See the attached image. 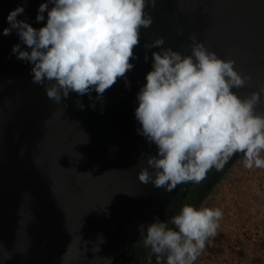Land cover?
I'll return each mask as SVG.
<instances>
[{"label": "water", "instance_id": "water-1", "mask_svg": "<svg viewBox=\"0 0 264 264\" xmlns=\"http://www.w3.org/2000/svg\"><path fill=\"white\" fill-rule=\"evenodd\" d=\"M45 2L0 0V264H116L140 225L164 218L181 185L166 192L137 177L157 154L135 118L152 52L160 51L144 45L162 37L164 48L190 55L195 35L251 76L233 89L244 97L264 86V0H157L145 9L153 23L141 28L126 77L100 99L70 93L59 105L32 82L31 63L12 52L15 44L30 51L16 30L3 35L18 6L25 9L18 20L43 27L47 12L44 21L36 16Z\"/></svg>", "mask_w": 264, "mask_h": 264}, {"label": "clouds", "instance_id": "clouds-1", "mask_svg": "<svg viewBox=\"0 0 264 264\" xmlns=\"http://www.w3.org/2000/svg\"><path fill=\"white\" fill-rule=\"evenodd\" d=\"M156 3L47 0L39 5L38 22L47 12L46 24L39 29L17 19L25 11L18 6L9 12L10 27L3 29V35L16 30L30 51L15 44L12 52L31 63L32 82L43 86L55 104L70 93L91 98L95 91L100 99L133 69L130 61L136 58L141 28L153 23L145 9ZM189 40L190 55L164 48L162 37L144 45L160 51L152 52V69L137 94L135 118L141 125L139 134L156 145L157 154L147 158V167H141L137 177L140 183L166 192L180 184L201 183L209 171L223 170L236 154L242 155L245 168L264 169V111H257L264 105V86L241 97L233 89L244 88L251 76L238 71L235 60L210 51L195 35ZM76 103L84 108L81 101ZM222 217L220 208L185 204L172 217L174 227L157 220L146 228L140 225L139 231H146L144 246L157 256V264L161 258L165 264H195L206 242L216 237Z\"/></svg>", "mask_w": 264, "mask_h": 264}, {"label": "built area", "instance_id": "built-area-1", "mask_svg": "<svg viewBox=\"0 0 264 264\" xmlns=\"http://www.w3.org/2000/svg\"><path fill=\"white\" fill-rule=\"evenodd\" d=\"M247 178L250 180L255 178V180H257L259 190L254 193L255 195H252L247 201L242 200L246 183L238 180L233 183L232 197L234 198L235 196H238L239 206L243 207L241 211L238 209L239 206H236L237 201L234 199L233 207L229 206L228 208H224L223 200L227 198V192L225 190H221L219 193H217L215 196L216 198H214L212 202L215 205L214 208H220L222 212H224L223 217L219 222L220 227L217 230V235L215 238H211V240L213 239L219 242V248L222 250L226 249L227 251V253L225 252V254L222 255L221 264H243V260L247 255L264 246V223H258V228L254 231L252 237H248L246 234H244V227H241L242 231L240 229V233L234 231L235 234H233V227L235 225L234 219L236 218L238 211L241 213H249L251 209H258L259 207L263 206L264 203V169H250ZM261 196L263 199H261ZM224 209H226V211H224ZM236 229L238 230L239 227H236L235 230ZM205 263L206 257L200 254L195 261V264Z\"/></svg>", "mask_w": 264, "mask_h": 264}, {"label": "flooded vegetation", "instance_id": "flooded-vegetation-1", "mask_svg": "<svg viewBox=\"0 0 264 264\" xmlns=\"http://www.w3.org/2000/svg\"><path fill=\"white\" fill-rule=\"evenodd\" d=\"M236 156L237 154L228 161L223 170L217 171L213 168L209 171L207 178L201 183L181 184L179 190L167 205L164 218L159 221L168 223L169 227H174L171 224L172 217L179 214L183 205L191 204L197 208L208 205L221 182L233 168V159ZM145 236L146 231L140 233L116 264H157V256L150 247L144 246ZM211 241H213V244H211ZM211 241L206 243L205 249L201 252L206 257L205 264H221L223 254H220L219 242L217 240L215 242L213 239ZM161 264H165L163 258H161Z\"/></svg>", "mask_w": 264, "mask_h": 264}, {"label": "crops", "instance_id": "crops-1", "mask_svg": "<svg viewBox=\"0 0 264 264\" xmlns=\"http://www.w3.org/2000/svg\"><path fill=\"white\" fill-rule=\"evenodd\" d=\"M263 157V153L261 154ZM250 169H247L243 165V157L238 159L234 164H233V183L235 181H241L245 182V191L242 195V200H248L252 195H255L259 188L257 184V180L255 178H252L250 180L248 177V172ZM260 198V195H259ZM234 200L237 201V207L239 206V200L238 196H235L233 198ZM261 199L263 197L261 196ZM264 202V201H263ZM234 204V202H233ZM232 204V207H233ZM239 211L243 209V207H238ZM238 211V214L236 216L235 220V225L233 227V234L234 231L237 233H240V229L242 231L241 227H244V234H246L248 237H252L254 231L258 228V223H264V203L263 206L259 207L258 209H251L249 213H241ZM247 226V227H246ZM236 227H239V229L235 230ZM243 264H264V246L260 247L259 249L254 250L253 253L247 255L244 260Z\"/></svg>", "mask_w": 264, "mask_h": 264}, {"label": "rangeland", "instance_id": "rangeland-1", "mask_svg": "<svg viewBox=\"0 0 264 264\" xmlns=\"http://www.w3.org/2000/svg\"><path fill=\"white\" fill-rule=\"evenodd\" d=\"M221 190H225L227 192V198H225L223 200L224 208H228L229 206H232V204H233V197H232V195H233V168L230 170V172L227 174V176L221 182V184L217 188L215 194L211 197L210 202L205 207H210V208H214L215 207L214 203H212L213 199L216 198L215 197L216 194L219 193ZM224 211H226V209H224ZM209 241H211V238L209 239ZM215 242H216V240H215ZM211 244H213V241H211ZM225 252L227 253L226 249L225 250H222V249L220 250V254L221 255L222 254L224 255Z\"/></svg>", "mask_w": 264, "mask_h": 264}, {"label": "trees", "instance_id": "trees-1", "mask_svg": "<svg viewBox=\"0 0 264 264\" xmlns=\"http://www.w3.org/2000/svg\"><path fill=\"white\" fill-rule=\"evenodd\" d=\"M242 157L241 154H237V156L233 159V164Z\"/></svg>", "mask_w": 264, "mask_h": 264}]
</instances>
